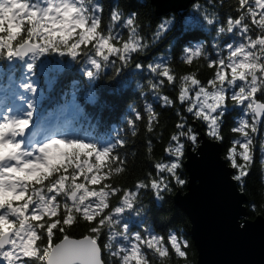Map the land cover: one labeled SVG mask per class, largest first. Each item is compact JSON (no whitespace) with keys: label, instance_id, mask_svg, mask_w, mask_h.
Returning <instances> with one entry per match:
<instances>
[{"label":"trees","instance_id":"16d2710c","mask_svg":"<svg viewBox=\"0 0 264 264\" xmlns=\"http://www.w3.org/2000/svg\"><path fill=\"white\" fill-rule=\"evenodd\" d=\"M35 1L43 2V0H30V3ZM79 6L82 9L87 8L85 15L89 16L90 20L94 18V15L96 19L100 16L102 18L100 31L112 30L113 39L129 38L131 29L126 20L133 18L137 32L133 35L131 42L135 43L139 50L131 55L124 53L122 49L119 52L106 53L110 57L109 60L97 56L92 46H87V49L75 58L66 52L50 50L37 57V61L32 62L31 69L27 67L29 57L21 59L0 56V106L6 108L13 96L25 100L27 98L24 91L25 85L36 83L35 89L28 91V94H31L29 96L31 99L28 101L30 105L34 104V111L39 113L38 122L40 120V123L43 122L45 126L44 121L54 118L60 128H64L66 133L77 138L80 137L83 139L82 142L89 145L95 144L100 151L116 146L121 161L127 157L124 167H121L115 154L110 159L97 157L95 161L91 160L92 154L89 155L86 165L90 171H94V176L87 179L95 180L97 177L103 179L104 175H110L112 178L108 183L121 188H133L139 181L147 182L149 175L153 177L157 175L154 163H166L170 160L164 149L169 143L170 135L176 131L174 126L179 119L178 112L186 117L187 123L193 128L196 122L206 132L207 124L202 120L194 119L193 114L186 111L187 104L177 99L178 90L184 93L187 87L192 88L191 80H181L180 75L196 71L199 78L206 82L214 71L207 66L208 58L217 61L224 59L227 62L231 57V51L227 45L232 44L235 50L241 43L247 44L239 27L231 32H228L226 28L224 33H219V27L226 26L229 16L239 15L238 0H194L186 7L163 14H155L154 4L149 0H82ZM113 12H119L121 15L119 21L112 20ZM209 18L213 19V23H208ZM251 34L254 37L257 31L253 29ZM140 37L143 43H140ZM189 48L193 52L199 50V55L194 58L190 66L182 60V57L192 55V52L187 51ZM248 51L252 54L249 62L261 63L259 56L264 55V52L259 49H248ZM240 56L235 57L232 62ZM93 59L101 65L98 70L91 63ZM244 59L248 58L244 56L242 60ZM148 65H152L155 71H152ZM168 65L176 77L175 83L170 84L165 81L161 86L159 82L164 68ZM88 71H92L93 76L89 77ZM246 73L252 86H256L255 80H260V83L264 84V80H261V77H264V70L252 68ZM25 81L27 83L24 85ZM19 83L21 89L17 88ZM241 86L248 85L237 81L236 89ZM233 90L228 89L229 94ZM165 94L169 99H164ZM188 98L189 102L194 104L189 96ZM172 99L176 101L174 106L162 105V103H171ZM146 105L154 108L155 112L149 111L146 115ZM247 110L245 106L235 104L231 100L223 110L224 139L221 143L222 154L225 157L231 142L240 138L239 134L231 132V129L238 126L239 119H243ZM137 111L144 115L143 119L139 118ZM157 113L158 122L152 125L153 131L148 132L147 123L154 120ZM132 121L135 122L134 128L131 126ZM253 138L255 156L248 175L243 181V190L247 197L245 200L247 215L252 218L256 212L264 215V164H261L264 160V151L261 150V141L264 140V121L260 122L259 132ZM121 141L126 144L124 147L120 146ZM148 141H151V152L148 151ZM85 152L87 151L81 154L80 159L86 156ZM184 159L185 155L183 161ZM237 160L242 163L239 156ZM65 166L71 168L66 164L55 166L52 175L46 179L48 185L57 183L55 174ZM57 168L59 171H56ZM104 168L108 169L106 174L103 173ZM187 174L182 164L178 175L186 181ZM236 174L237 170L234 169V175ZM169 179L171 180L170 177ZM40 184L36 181L28 182L25 195L31 187ZM175 185V182L171 181L172 191L162 193V199L158 198L151 189L141 190L137 205L132 209H126L123 213L113 214L117 222H110V228L104 227L100 234L101 246L107 244L111 237L113 250L120 247L130 249L135 243L136 232L145 235L160 233L167 237L171 229L181 239L188 241V247L185 249L187 257L177 259L173 253L165 264H197L198 252L190 233L189 216L173 200L172 195L176 186L185 190L186 184L182 187ZM239 186L241 188L240 183ZM61 187L62 191L59 190ZM61 187L58 191L71 197L73 203L70 208L75 209L76 213L80 211V205L84 204L90 215L97 214L107 200V195L102 194L105 197L104 201L98 197L96 201L89 200L90 202L82 203L81 195L74 194L76 188L71 181L67 182L66 187L63 185ZM37 190L46 193L39 188ZM110 200L115 206L120 197L114 196ZM52 211L55 212V207ZM76 216V223L68 229L70 235H85L90 233V228L96 226L95 222L84 221L79 214ZM124 225L128 226L127 233L123 232ZM125 235L129 239H126ZM59 238L61 237L57 232L56 239ZM110 251L105 250L103 253L105 264H120L119 258L109 255ZM149 256L152 264H160L158 258L151 253Z\"/></svg>","mask_w":264,"mask_h":264},{"label":"snow or ice","instance_id":"6c2138e0","mask_svg":"<svg viewBox=\"0 0 264 264\" xmlns=\"http://www.w3.org/2000/svg\"><path fill=\"white\" fill-rule=\"evenodd\" d=\"M81 0H74V3L79 5ZM49 0H46V4ZM239 7L237 8L238 16H229L226 26L219 27V33L226 31L231 32L234 28L239 27L241 33L245 36L247 44L241 43L239 47L233 50V45H227L231 51V57L228 61L224 59L211 60L208 58L207 66L213 69V74L207 81H202L196 71L180 75V79L187 81L191 80L194 86H198V91L202 94L195 104L189 102V98L182 90H178L177 99L181 103L187 104L186 111L193 114L194 119L202 120L207 124L206 134L210 139L222 142L224 139L222 132V120L224 116V109L226 108L229 100L233 103L245 106L248 110L245 112L243 119H239L238 126L233 127L231 132L239 134L240 138L234 139L231 146L228 148L226 159L230 162V167L237 170V174L232 178L241 184L243 190L244 178L248 175L252 162L255 156V142L254 135L259 132V124L264 121V111L257 112L254 110V105L259 104L264 106V84L260 80H255V85L249 83V79L245 70L252 68H260L264 70V55H260L261 63H251V52L248 49H259L264 52V0H238ZM43 10V7H42ZM51 14V13H49ZM121 15L119 12L112 13V20L119 21ZM127 25L130 27L129 38L121 40L120 37L113 39L112 30L100 31L102 27V18H94L87 23L86 27L93 30V37L88 41L78 44L71 54L77 57L82 51L81 49L87 46H92L96 51V55L102 57L104 60H109L110 57L106 53L119 52L121 49L126 54H133L138 51L135 43H132V37L137 32L134 26L135 21L133 18L126 20ZM208 23H213V19L209 18ZM30 24L26 26L22 36L29 38L31 41V33L28 31ZM163 27V26H161ZM253 29L257 34L253 37L251 34ZM79 38V31L77 33ZM37 41L39 37L36 38ZM71 43V42H70ZM140 43L143 39L140 37ZM95 46V47H94ZM57 52H63L61 49H53ZM7 51L9 57L15 55V43L12 50H0V53ZM192 52V55L186 58L182 57L186 65H192L194 58L199 55V50L193 52L191 48L187 50ZM244 55L248 59L241 60L239 63L232 62V60L240 55ZM123 59V57L121 58ZM98 70L101 65L96 60L91 61ZM29 69L33 64L29 63ZM148 67L155 71L152 65ZM170 66H166L162 73V79L159 82L163 86L165 81L170 84L175 83V75L170 71ZM89 77L93 76L92 71H88ZM255 79V78H253ZM264 80V77H261ZM241 81L243 85L236 89V82ZM219 85V89L216 86ZM234 89L229 94L228 89ZM212 89V93L207 90ZM194 95V94H193ZM209 95L215 96L214 103H209L207 97ZM164 99H169L165 94ZM175 100L171 103H162L164 106H174ZM155 112V109L146 105L145 113ZM139 118L143 119L144 115L137 111ZM29 117L31 113L28 114ZM178 122L175 124V133L170 135L168 145L165 147V154L170 157L168 162L154 163L156 176L149 175L148 181H139L133 188H121L114 184L108 183L112 178L110 175H104L103 179L97 177L95 180L87 179L85 174L80 169H73L67 166L60 169L56 173L57 183L48 185V181L44 180L40 185L30 188L26 192L22 200H8L0 203V264H105L104 251L111 250L109 255L111 257L119 258L120 264H152L149 253L158 258L160 264H165L170 256L174 253L176 258H186L187 253L185 249L188 247V241L181 239L178 234L169 230L167 237L160 233L142 234L136 232L134 234L135 243L129 249L128 247H120L113 250L111 237L107 244L103 247L100 244V234L105 226L110 228V222L116 221L113 214L123 213L126 209H132L139 202V193L141 190L151 189L158 198H163L162 193L171 192V181L176 185L184 186L186 181L178 175V170L182 167L183 157L187 145L190 143L195 147L199 144V133L194 130L193 126L187 123L186 117L178 112ZM251 117V119H249ZM158 113L155 119L147 123V131L152 132V125L158 122ZM30 125V119H24ZM131 126L135 127V122H131ZM84 143V142H82ZM88 145L87 152H91V160L95 161L97 157L101 159H110L115 154L117 162L124 167L127 157L121 161L120 154L116 151V146L112 149L105 148L100 151L95 144ZM148 151L151 152V141H148ZM126 144L121 141L120 146L124 147ZM44 145H41L40 149ZM261 150L264 151V140L261 141ZM25 156H29L25 153ZM239 156L241 162H238ZM43 158V155H36L35 158ZM264 164V160L261 161ZM18 166V165H17ZM6 167L5 162L0 163V168ZM75 171V175L73 172ZM108 169L104 168L103 173H107ZM166 173L167 175H161ZM89 177L94 175V172L88 173ZM171 178V180L169 179ZM68 181H74L73 187L76 189L84 190L86 192V201H96L97 198L104 201L107 195L106 202L103 203L101 210L97 214H89L88 209L84 204L80 205V211L75 212L71 209L73 201L71 197L58 189L63 185L66 187ZM47 185V187H45ZM12 190L11 183L8 186ZM25 188L23 183L15 189L20 191ZM37 188L47 193L46 200L51 201V204L42 203ZM119 196L120 200L117 205L111 204V197ZM55 207V212L52 208ZM89 223L95 222L96 226L90 228V234L83 235L81 238H75L69 234L70 229L75 223L77 216ZM117 222V221H116ZM6 225V227H5ZM128 226H123V232L127 233ZM60 234L58 240L56 233ZM147 232V229H145ZM126 239H129L125 235ZM119 253V255H117Z\"/></svg>","mask_w":264,"mask_h":264},{"label":"water","instance_id":"95a60500","mask_svg":"<svg viewBox=\"0 0 264 264\" xmlns=\"http://www.w3.org/2000/svg\"><path fill=\"white\" fill-rule=\"evenodd\" d=\"M149 1L155 14H163L194 0ZM253 107L264 111L259 104ZM194 123L199 144L194 150L189 143L185 151L186 189L175 185L172 195L189 216L197 264H264V215H247L246 193L232 178L234 169L222 154V143L210 139L202 126Z\"/></svg>","mask_w":264,"mask_h":264},{"label":"clouds","instance_id":"9594fccd","mask_svg":"<svg viewBox=\"0 0 264 264\" xmlns=\"http://www.w3.org/2000/svg\"><path fill=\"white\" fill-rule=\"evenodd\" d=\"M86 12L87 8L82 9L74 0H49L43 10L39 5L30 6V0H0V50H12L15 43L13 57L21 59L29 54L36 58L53 49H61L74 57L71 52L76 46L93 37V30L86 27L90 18L85 15ZM29 24L28 31L31 33L32 42L21 35ZM84 49H87V44ZM0 56L9 57L7 51L0 53ZM27 67L30 68L29 65ZM28 127L29 124L22 118H7L0 122V163L9 159L16 161L10 167L0 168V203L9 200L21 182L42 183L52 175L56 165H64L67 161L70 166L73 153L78 161L79 154L87 151L88 145L82 141L52 138L40 149L42 159H25V153L31 155V152L23 149V141L14 143L13 139L24 134ZM9 134L13 139H6ZM88 154L91 155V152ZM10 183L12 191H8ZM27 186L26 184L25 187ZM59 190L62 191L63 188ZM24 195L21 192L15 199L18 200Z\"/></svg>","mask_w":264,"mask_h":264},{"label":"rangeland","instance_id":"374dc122","mask_svg":"<svg viewBox=\"0 0 264 264\" xmlns=\"http://www.w3.org/2000/svg\"><path fill=\"white\" fill-rule=\"evenodd\" d=\"M32 4L35 5H39L41 7H46V0H43V2L40 1H35L30 3V6ZM79 6V5H78ZM80 7V6H79ZM91 20L88 19V22H90ZM30 60H28V63H31L36 60L37 61V57L34 58L31 54H29L28 56ZM25 58V57H24ZM244 58V56H240L238 58H236L234 60L235 63H239L242 59ZM247 72L250 71V69L245 70ZM27 83V81H25L24 85ZM191 84V89L189 87H187L186 89H184V94L188 95L190 97V99H192L193 103L195 104L196 100L198 98L201 97V93L198 91V86H194L192 84V81L190 82ZM36 87V83H31L29 86L26 87V89H24L25 94L27 96V98L25 100L18 98L17 96H13L11 98V102L9 105L6 106V108L0 106V122H4L7 118H18V119H31V123L28 127V129L26 130V132L24 134L18 135L16 136L14 139L11 136V134H9L8 137H6V139H13V142H20L23 141V149L27 150L28 152H31V155L29 156H25V159H35L36 155H43L39 152V148L41 145H44L45 143H47L50 139L52 138H58V139H65L66 141H70V140H79L82 141L83 139H81L80 137L77 138L76 136L70 134V133H66L64 128H60L59 125H57V122L54 120V118H50L45 122V126L43 125V122L40 123L41 121L39 120L38 122V114L34 111L35 106L34 104L30 105L29 101L31 98L29 96H31V94H28L29 90H34ZM18 89H21V84H18ZM217 89H219V85L216 86ZM209 93H212V89H208L207 90ZM194 94V95H193ZM37 98H39L38 94H37ZM208 102L209 103H214L215 101V96L214 95H209L207 97ZM35 112V114H34ZM29 113H31V116L29 117ZM44 113V112H42ZM41 113V115H42ZM41 119V118H40ZM52 125V126H49ZM47 127V128H46ZM49 127V129H48ZM83 152H81L79 154V160H76V155L75 153H73L72 156V163L70 165L71 168L75 169H80L81 172H83L85 174L86 178H91L89 177L88 173L89 172H94V171H90V168L87 167L86 165V160L89 156V154L87 152H85L84 154L86 156H84L82 159H80V156ZM16 161L14 160H6L5 164L6 166H11L12 164H15ZM66 165H69L67 163V161L65 162ZM19 166V165H18ZM85 169V171H84ZM73 174L75 175V171L73 172ZM24 185H28V182H21ZM71 184L74 185V181H71ZM25 189L20 190V191H14L12 192V197L9 198V200H13L15 199L16 196H20V193L23 192L25 193ZM8 191H12L10 188H8ZM83 191V192H82ZM37 192L39 193V196L41 198V202L42 203H47L50 204L51 201L46 200L47 194L46 193H42L39 190H37ZM86 192L87 189L84 190H80V189H75L74 194H80L81 195V202L82 203H86ZM25 195L22 196L20 199L18 200H22L24 199ZM17 200V199H16ZM8 201V200H7ZM87 202H90L89 200H87Z\"/></svg>","mask_w":264,"mask_h":264},{"label":"bare ground","instance_id":"6f19581e","mask_svg":"<svg viewBox=\"0 0 264 264\" xmlns=\"http://www.w3.org/2000/svg\"><path fill=\"white\" fill-rule=\"evenodd\" d=\"M163 11H165V10H163ZM166 12V11H165ZM164 13V12H163Z\"/></svg>","mask_w":264,"mask_h":264}]
</instances>
